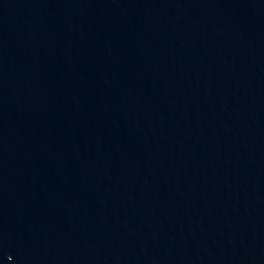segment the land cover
<instances>
[{"label":"water","instance_id":"water-1","mask_svg":"<svg viewBox=\"0 0 264 264\" xmlns=\"http://www.w3.org/2000/svg\"><path fill=\"white\" fill-rule=\"evenodd\" d=\"M0 264H264V0H0Z\"/></svg>","mask_w":264,"mask_h":264}]
</instances>
